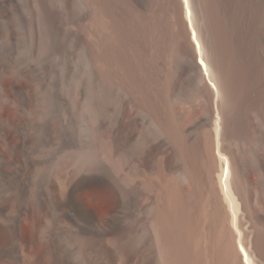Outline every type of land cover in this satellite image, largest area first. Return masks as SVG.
<instances>
[{"label": "bare ground", "instance_id": "6f19581e", "mask_svg": "<svg viewBox=\"0 0 264 264\" xmlns=\"http://www.w3.org/2000/svg\"><path fill=\"white\" fill-rule=\"evenodd\" d=\"M85 2L88 62L117 89L113 131L82 152L104 170L72 169L21 202L0 221V264H264V0ZM104 196L99 216L86 200Z\"/></svg>", "mask_w": 264, "mask_h": 264}, {"label": "rangeland", "instance_id": "374dc122", "mask_svg": "<svg viewBox=\"0 0 264 264\" xmlns=\"http://www.w3.org/2000/svg\"><path fill=\"white\" fill-rule=\"evenodd\" d=\"M155 1L133 0V4L149 10ZM88 19L85 0H0V139L6 135L2 127L11 130L10 141L18 146L10 152L0 144L4 157L0 221L5 225L21 202L37 206L44 191L52 193L59 175L86 167L104 170L102 157L83 158L82 152L84 146L95 144L100 132L113 131L117 89L88 62L92 42ZM263 19L256 21L253 32L256 47L258 35L263 36L264 52ZM11 82L17 90L8 86ZM183 83L181 78L180 86ZM80 92L96 100V112H85ZM100 118L106 128H99ZM100 201L104 203L86 200L99 216L111 198ZM5 249L7 259L20 257L18 250L12 251V243L5 242Z\"/></svg>", "mask_w": 264, "mask_h": 264}]
</instances>
